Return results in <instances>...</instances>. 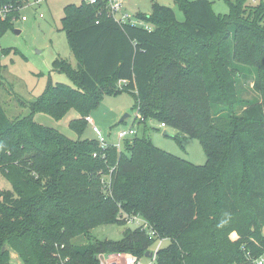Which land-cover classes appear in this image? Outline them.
I'll list each match as a JSON object with an SVG mask.
<instances>
[{"label":"trees","instance_id":"16d2710c","mask_svg":"<svg viewBox=\"0 0 264 264\" xmlns=\"http://www.w3.org/2000/svg\"><path fill=\"white\" fill-rule=\"evenodd\" d=\"M172 1L184 20L153 4L151 14H136L147 26L117 22L106 0L66 6L61 31L76 64L58 59L52 71L75 87L49 83L24 118L0 106V174L11 185L0 192V264L10 263V250L21 264H98V253L144 258L157 241L154 264H251L264 253V2L226 0L228 14L217 17L207 0ZM22 2L0 0L13 8L0 19V37ZM242 64L259 72L261 100L237 114ZM123 92L144 126L164 123L196 138L206 163L172 156L145 136L125 141V151L101 148L32 118L73 109L69 128L81 135L103 96ZM131 216L148 230L72 246L101 224L126 227Z\"/></svg>","mask_w":264,"mask_h":264},{"label":"rangeland","instance_id":"374dc122","mask_svg":"<svg viewBox=\"0 0 264 264\" xmlns=\"http://www.w3.org/2000/svg\"><path fill=\"white\" fill-rule=\"evenodd\" d=\"M32 1L26 0V3L22 5L25 7L20 11V16H25L26 20L21 21L19 17L14 22L13 28L8 29L0 37V48L6 50V54L1 57L3 70L0 79V106L6 116L11 119L29 116V103L40 97L49 83L75 87L73 80L66 73L52 71V63L58 59H70L74 65L76 64L67 37L61 31V19L66 6H79L88 0H41L36 6L27 7L26 5L31 4ZM207 1L210 2L215 16L223 17L228 14L229 6L226 0ZM261 1L247 0L246 4L256 6ZM153 4L171 8L178 21L184 20L183 13L172 0H124L123 13L127 14L135 24L147 26L136 18V14H151ZM39 15H42V18ZM262 25H264V19ZM15 30L19 31V34H16ZM237 68L239 70L237 90L240 104L235 108V112L240 114L246 106L260 102L261 95L257 69L247 64L239 65ZM118 86V83L114 84V87L118 88ZM134 105V98L127 92L103 96L98 107L89 114L92 123L88 122L85 125L81 135L69 128V122L78 117L73 109H70L61 119H55L43 112L34 113L32 118L35 123L54 129L71 140H96V134L92 129L95 126L107 142L114 141L118 130L133 127L137 136H145L155 148L161 151L196 166H203L206 163V155L196 138L179 135L170 128L166 129L170 136H164V129L159 128L158 123L149 120L145 123L146 127L138 124L135 120L137 111ZM126 114L129 117L121 122L120 120ZM125 143L124 141L120 143V151H125ZM103 178L107 179L106 176ZM6 190H11V185L0 174V192ZM134 226L137 225L130 223L126 227H120L114 224H101L91 229L88 236L74 237L71 241L72 246H85L95 240L117 241L121 239L125 228ZM165 244L164 242L163 245ZM155 246L156 244L149 251L151 252ZM4 247L8 248V245ZM11 253H13L12 250L9 252L10 260L13 257ZM142 261L149 263L150 259L142 258ZM9 264L21 263L19 260L12 259Z\"/></svg>","mask_w":264,"mask_h":264},{"label":"built area","instance_id":"2783aa9c","mask_svg":"<svg viewBox=\"0 0 264 264\" xmlns=\"http://www.w3.org/2000/svg\"><path fill=\"white\" fill-rule=\"evenodd\" d=\"M98 0H88L87 2L89 4H94L96 3ZM107 1V9H108V13L111 17H113L117 22L119 23H132L134 24V22H132L129 18V16L125 13H123V2L124 0H106ZM26 3V0H23V3ZM41 2V0H33L31 2V4L26 5L28 6H33V5H38ZM17 8V10L19 11V17L21 21H25L26 17L25 16H20V11L23 7L22 6ZM13 8L10 5H3L0 6V19L4 20L6 18V16L10 13H12ZM116 15H118L116 17ZM18 17V18H19ZM40 18H42V15H39ZM17 19L14 18L13 21H16ZM119 86L120 84H122L121 82L118 83ZM138 118V114L135 116V120ZM87 122L92 123L91 119L88 117L85 118ZM139 124L143 123V118H138ZM159 128L161 129H168V127L164 124V123H160L158 124ZM93 132L96 134V141L98 142L99 146L101 148H107L108 146H113L117 149H120V143L122 141H130L128 140V138H131V140L133 139L134 136H136V131L134 130L133 127H130L128 129H120L117 131L116 133V139L114 141L111 142H107V140L102 136L100 130H98L95 126L92 127ZM93 157H96V154H93ZM129 222L136 224L137 226H142L144 230H148L147 225L144 223L143 220H141L139 217L137 216H131L129 218ZM161 246V241H158L156 243L155 248L149 253H151L152 257L150 258V262L149 263H145L142 261V258H138L137 256L130 254V253H111V254H104V253H98L96 255V259L98 261V264H154L155 262V257H156V253L159 249V247ZM146 258V257H144ZM148 259V258H146ZM254 264H264V253L259 256L257 259L254 260Z\"/></svg>","mask_w":264,"mask_h":264},{"label":"water","instance_id":"95a60500","mask_svg":"<svg viewBox=\"0 0 264 264\" xmlns=\"http://www.w3.org/2000/svg\"><path fill=\"white\" fill-rule=\"evenodd\" d=\"M14 32H15L16 34H19V31H17V30H15ZM127 117H129L127 114L124 115L120 121H121V122L124 121L125 118H127ZM163 135H164V136H168V137L170 136L167 132H163ZM145 257L148 258V259H150V258L152 257V255H151V253L146 252V253H145Z\"/></svg>","mask_w":264,"mask_h":264},{"label":"crops","instance_id":"0c3cea01","mask_svg":"<svg viewBox=\"0 0 264 264\" xmlns=\"http://www.w3.org/2000/svg\"><path fill=\"white\" fill-rule=\"evenodd\" d=\"M134 17H135V16H134ZM76 118H78V117H76ZM164 132H167L166 129H164ZM108 142H111V141H108ZM12 254H13V257H11V260H12V259L19 260L17 254H16L15 252L11 253V255H12ZM19 261H20V260H19Z\"/></svg>","mask_w":264,"mask_h":264}]
</instances>
